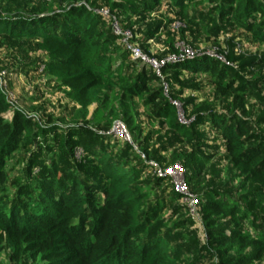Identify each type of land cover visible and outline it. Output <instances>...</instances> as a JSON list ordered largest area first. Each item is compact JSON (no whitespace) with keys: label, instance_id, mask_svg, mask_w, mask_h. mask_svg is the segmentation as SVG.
<instances>
[{"label":"trees","instance_id":"obj_1","mask_svg":"<svg viewBox=\"0 0 264 264\" xmlns=\"http://www.w3.org/2000/svg\"><path fill=\"white\" fill-rule=\"evenodd\" d=\"M35 1L17 4L14 12L0 8V37L8 44L34 40L35 49L46 58L45 73L63 87L80 118L90 116L107 131L120 120L127 130L137 133L136 110L141 107L189 145L170 150L161 167L183 164L194 192L214 157L210 151L217 146L198 139L193 128L202 121L212 126L236 170L228 183L242 180L232 189L208 188L197 194L205 242L213 247H207L209 257L206 252L200 256L215 255L217 264L263 262L264 215L254 211L264 205V131L253 132L234 112L214 109L183 124L173 102L178 97L173 81L186 72L208 80L214 101L233 94L240 105L251 83L235 87L242 79L238 66L202 54L164 65L160 77L148 64L131 58L96 10L97 0ZM100 1L110 13L127 16L122 21L127 27L132 26L131 17L154 11L161 2ZM165 1L183 19L182 35L186 30H200L216 36L230 27L264 46V0ZM170 49L178 53L172 42ZM263 61L264 55L254 56L249 64ZM253 80L255 85H264V72L254 74ZM91 105H95L92 113ZM78 129L74 124L66 128L43 124L15 106L0 84V242L15 253L38 254L45 264H195L183 252V243L190 233L188 227H197L180 196L169 182L164 183L168 181L165 177L139 178L147 167V151L124 142L115 156L107 150L110 136L91 129L84 135ZM77 147L82 148L84 163L93 176L79 171L78 180L67 178L64 166L55 160V155H74ZM20 149L29 150L27 167L20 176L11 177L14 168L10 163ZM192 181H196L193 186ZM168 191L170 202L177 204L164 218L167 202L162 196ZM249 199H254V210L247 206Z\"/></svg>","mask_w":264,"mask_h":264},{"label":"rangeland","instance_id":"obj_2","mask_svg":"<svg viewBox=\"0 0 264 264\" xmlns=\"http://www.w3.org/2000/svg\"><path fill=\"white\" fill-rule=\"evenodd\" d=\"M0 0L1 10H9L14 12L17 4L28 3L32 5L35 0ZM73 2H82V0H72ZM49 2V0H47ZM96 10H98L105 18L107 28L113 32L114 23L118 24L121 32H129L131 34V43H137L142 53L148 57L157 60L163 59L168 54H172L171 42L178 52L190 50V54L199 56L202 54L217 55L221 60L229 64L238 66V74L242 79L235 83V87L246 84V96L240 105L237 104L233 94L214 101L212 98V86L203 76H193L186 72L179 73L173 81L172 88L177 91L178 111L187 117L190 115L191 121L197 114H206L209 110L234 112L236 116L243 118L247 126L252 128L253 132L262 133L264 131V85H255L252 80L254 74L264 72V61L262 64L251 66L249 62L254 56L264 55V46L251 42L248 36L239 30L229 29L220 31L216 36L207 35L205 31L186 30L185 34H181V29L185 28L183 19L179 18L177 10L165 0H161L158 7L149 13L139 16H133L132 26L127 27V16L118 13H110L109 8L100 0L96 1ZM107 11V13L104 11ZM177 22V26H174ZM114 33V32H113ZM118 42L122 41V35H118ZM210 38V40H207ZM123 42V41H122ZM118 43V45H119ZM123 45V44H122ZM46 58L43 52L36 50L34 40L31 42L21 41L20 43L8 44L0 37V84L3 90L7 92L8 98L13 104L25 110L30 116L38 119L43 124H57L62 128L74 124L79 133L88 135V129L110 136L111 153L118 155L119 148L123 147L124 141L118 137L108 134L107 129L101 123H97L90 119L80 118L77 114V108L73 102L64 95L63 87L52 76L47 75L43 69V63ZM254 81V80H253ZM168 87V86H167ZM186 108V113L184 112ZM95 105L89 107L92 113ZM141 107H137L136 112L139 113L138 121L140 130L132 133L128 130L134 144H138L139 150H146L145 154V171L139 175L140 179L153 176L154 167H161L167 163L170 150H179L189 145L176 134L168 129L159 120L149 117L142 112ZM5 116L9 117L10 113ZM116 122V121H115ZM67 130V129H66ZM64 129V132H67ZM193 134L198 139L205 140L210 144L217 146L214 157L207 169L198 182L192 181L191 185L197 184L195 188L196 194L199 196L208 188L232 189L236 187L240 180L236 179L228 183L233 178L236 170L231 168L228 156L223 150V140L207 121H202L193 128ZM82 140V137H78ZM117 141V142H116ZM97 142V140H93ZM264 142V140H262ZM116 145V146H115ZM30 153L28 149H20L13 155L10 166L14 168L11 177L21 175L24 172ZM51 158V157H50ZM46 158V162L50 163L51 159ZM58 164L63 165V173L67 178L78 180V172L83 171L89 177L93 173L88 172V166L83 160L82 148L77 147L73 154L55 155ZM118 161L120 158L117 159ZM133 172L132 174H136ZM166 181L164 183H167ZM167 202L166 211L163 217L166 218L175 206V202H170L169 191L162 196ZM152 202L155 200L153 195ZM247 206L252 210L254 207V199L247 201ZM256 214L264 215V205L256 208ZM187 241L183 243V252L189 256L195 264H217L215 255L212 258L201 257L207 247L210 245L205 242V233L201 229H191ZM213 250V247H210ZM206 257L209 253L206 252ZM185 260V258H183ZM0 264H45L40 255L31 254L29 252L15 253L13 248H9L4 242H0ZM259 264H264L260 262Z\"/></svg>","mask_w":264,"mask_h":264},{"label":"built area","instance_id":"obj_3","mask_svg":"<svg viewBox=\"0 0 264 264\" xmlns=\"http://www.w3.org/2000/svg\"><path fill=\"white\" fill-rule=\"evenodd\" d=\"M105 12L107 13L106 10L104 11V13ZM173 25L177 26V22H174ZM113 32L117 36L122 35L123 42L121 41V43L124 46H126L132 59L138 60L142 64H148L160 77H162V67L164 65L175 64L184 61L186 59H193L196 57L193 54H190L189 49L188 50L181 49L180 52L168 54L166 57L160 60H157L152 57L150 58L144 53H142L136 42L131 43L130 41L131 34H129V32L122 33L117 23H114L113 25ZM214 57H218V56L215 55ZM164 91L165 93H167L168 91L167 84L164 85ZM173 102L178 108L177 102L175 101ZM180 113L181 112L178 111L179 121L183 124H189L191 119L185 118L183 114L181 116ZM109 133H111L115 137L116 136L120 137L126 143L132 144L135 149L137 148L136 145H134L129 132L122 121L117 120L116 122H114L112 128L108 131V134ZM142 157L144 158V155H142ZM154 174L168 179L169 183L171 184L172 190L180 196L181 202L187 208L188 215L191 217L192 220H194L196 227L201 229L202 221L199 214L200 197L192 190L187 180V170L185 166H183V164H181L180 162H177L166 169H163L162 167H154Z\"/></svg>","mask_w":264,"mask_h":264}]
</instances>
